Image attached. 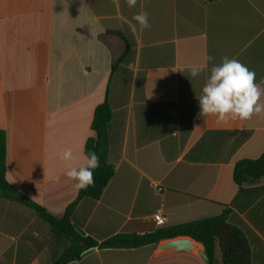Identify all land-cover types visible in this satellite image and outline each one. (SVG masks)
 Segmentation results:
<instances>
[{
    "label": "crops",
    "instance_id": "obj_1",
    "mask_svg": "<svg viewBox=\"0 0 264 264\" xmlns=\"http://www.w3.org/2000/svg\"><path fill=\"white\" fill-rule=\"evenodd\" d=\"M141 11L149 29L132 19ZM205 54L214 57L208 69L191 77ZM223 57L254 70L257 83L264 79V0H137L131 8L126 0H0L6 181L62 218L78 191L58 155L65 148L84 155L94 109L106 101L114 174L98 200L75 205L71 223L82 236L100 244L219 216L238 193L235 164L264 153V117L217 123L200 115L197 96ZM157 210L167 217L162 227L153 221ZM231 210L251 264H264V192L243 193ZM66 243L0 195V261L52 264ZM156 247L94 248L77 262L206 264L195 251L156 257Z\"/></svg>",
    "mask_w": 264,
    "mask_h": 264
},
{
    "label": "trees",
    "instance_id": "obj_2",
    "mask_svg": "<svg viewBox=\"0 0 264 264\" xmlns=\"http://www.w3.org/2000/svg\"><path fill=\"white\" fill-rule=\"evenodd\" d=\"M114 66L115 63L112 64V69ZM110 118L111 111L106 101L95 107L90 126L93 136L89 137L84 145V155L94 151L100 157V167L94 170L95 186L78 191L76 200L66 207L60 219L47 214L43 208L26 199L8 184L5 177L6 136L5 132L0 130V195L32 210L49 226L54 235L66 240L65 249L52 259V264H69L70 261H78L81 255L91 248L137 249L157 246L161 242L181 238L190 239L202 247L206 264H251L248 243L241 228L235 224L231 209L236 207L237 199L243 193L251 191L259 196L264 192V185L256 189H247L264 179V153L256 160H242L235 164L232 178L238 193L230 206L224 207L217 217L160 228L144 235L120 234L100 244L76 232L71 223L75 205L82 198L98 200L114 174V169L107 158V127ZM8 256L9 252H6L4 259H9ZM0 264L6 263L0 261Z\"/></svg>",
    "mask_w": 264,
    "mask_h": 264
},
{
    "label": "clouds",
    "instance_id": "obj_3",
    "mask_svg": "<svg viewBox=\"0 0 264 264\" xmlns=\"http://www.w3.org/2000/svg\"><path fill=\"white\" fill-rule=\"evenodd\" d=\"M126 3L130 8L135 7L137 0H126ZM132 19L141 30L151 27L145 11L134 15ZM132 30L136 31L135 25H132ZM213 59L205 54L204 63L188 69L190 76L194 78L200 75L208 69L207 62ZM197 99L200 115L204 118L215 117L217 123L250 120L253 116L264 117V79L257 83L254 70H250L238 59L223 57L220 64L211 67L210 75ZM58 159L66 165L64 175L70 181H75L73 187L77 191L95 186L94 170L100 167V157L96 152L78 157L72 148H65L59 153ZM69 264L78 262L70 261Z\"/></svg>",
    "mask_w": 264,
    "mask_h": 264
},
{
    "label": "water",
    "instance_id": "obj_4",
    "mask_svg": "<svg viewBox=\"0 0 264 264\" xmlns=\"http://www.w3.org/2000/svg\"><path fill=\"white\" fill-rule=\"evenodd\" d=\"M73 227L76 230V232L79 233L81 236L84 234L78 227L74 225ZM93 250L94 248H91L88 251L84 252L83 254ZM193 251H198L199 255L206 261V257L203 251L198 249V244L187 238L174 239L160 243L156 247L155 256L160 257V256H165L179 252L191 253Z\"/></svg>",
    "mask_w": 264,
    "mask_h": 264
},
{
    "label": "built area",
    "instance_id": "obj_5",
    "mask_svg": "<svg viewBox=\"0 0 264 264\" xmlns=\"http://www.w3.org/2000/svg\"><path fill=\"white\" fill-rule=\"evenodd\" d=\"M153 221L157 227H162L167 223V217L161 212V210H157L153 215Z\"/></svg>",
    "mask_w": 264,
    "mask_h": 264
},
{
    "label": "rangeland",
    "instance_id": "obj_6",
    "mask_svg": "<svg viewBox=\"0 0 264 264\" xmlns=\"http://www.w3.org/2000/svg\"><path fill=\"white\" fill-rule=\"evenodd\" d=\"M198 249L202 250V247L199 245V246H198ZM194 253H195L196 255H198V252H197V251H195Z\"/></svg>",
    "mask_w": 264,
    "mask_h": 264
}]
</instances>
